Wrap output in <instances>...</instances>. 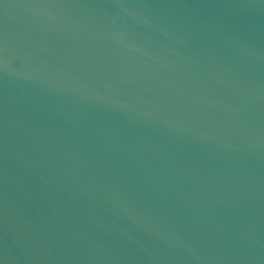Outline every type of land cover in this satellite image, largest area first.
Returning a JSON list of instances; mask_svg holds the SVG:
<instances>
[{
    "label": "water",
    "instance_id": "95a60500",
    "mask_svg": "<svg viewBox=\"0 0 264 264\" xmlns=\"http://www.w3.org/2000/svg\"><path fill=\"white\" fill-rule=\"evenodd\" d=\"M0 264H264V0H0Z\"/></svg>",
    "mask_w": 264,
    "mask_h": 264
}]
</instances>
